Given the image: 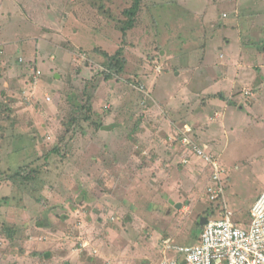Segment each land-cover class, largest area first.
<instances>
[{
  "label": "rangeland",
  "instance_id": "374dc122",
  "mask_svg": "<svg viewBox=\"0 0 264 264\" xmlns=\"http://www.w3.org/2000/svg\"><path fill=\"white\" fill-rule=\"evenodd\" d=\"M140 2L124 33L134 0H0V264H161L166 240L196 245L226 207L249 229L264 109L221 78L231 65L238 80L241 58L259 73L248 26L264 0ZM118 51L107 79L103 54ZM186 124L224 168L225 199L211 200L205 160L179 167Z\"/></svg>",
  "mask_w": 264,
  "mask_h": 264
},
{
  "label": "built area",
  "instance_id": "2783aa9c",
  "mask_svg": "<svg viewBox=\"0 0 264 264\" xmlns=\"http://www.w3.org/2000/svg\"><path fill=\"white\" fill-rule=\"evenodd\" d=\"M42 76L36 71V83ZM189 127L180 132L179 145L186 156L182 165H188L192 155L205 160L210 168L211 183L208 194L213 202L224 198L225 170L204 148L197 143ZM164 260L161 264H264V193L260 195L251 210L249 229L237 225L233 213L225 211L219 219H211L204 226L201 239L194 246L175 245L171 241L164 244ZM172 252L182 258H170Z\"/></svg>",
  "mask_w": 264,
  "mask_h": 264
},
{
  "label": "crops",
  "instance_id": "0c3cea01",
  "mask_svg": "<svg viewBox=\"0 0 264 264\" xmlns=\"http://www.w3.org/2000/svg\"><path fill=\"white\" fill-rule=\"evenodd\" d=\"M252 14H255V16H253V17H251V18H249L251 21H252V25H250V26H248V30H252V28H253V25H259V27H257V26H255V28H257L258 29V32L257 33H255V36H257V38L259 37V42H257V43H254V44H252V42H250L249 43V45H247V47L250 49V50H253L252 49V47L255 49V50H257L256 51V53H257V55L256 56H258V54H260V55H263L264 56V51H261V50H258L257 48L258 47H260V46H263V48H264V24H260V18L262 17V15H261V13L260 12H257V11H254V10H251V15ZM245 18V17H244ZM254 30H252V32H253ZM263 31V32H262ZM254 33H253V35H254ZM249 52H252V51H249ZM255 52V51H254ZM53 64V63H52ZM251 64L252 63H244V61H242V58L241 59H239V61L238 62H236L235 63V71L236 70H239V72H238V74H240V76H239V78L238 77H236L238 80H236L235 82H231V80H230V78H232V76H231V71H230V69H231V65H228L227 66V68H226V71H225V73H224V75H227V78L226 77H224V75H222V80L221 81H224V83H226V85H228L229 86V88L228 87H226V92H228V94L229 93H231V92H234V91H232L231 90V88H230V86L232 85V86H234V88L235 87H239V91H244V89H246V88H250L251 90H253V91H255L256 92V94L258 95L255 99H257L258 97V99H257V103H258V106L259 107H261V108H263L264 109V107H262V105H261V103L258 101V100H262V97H263V94H264V92H263V88L261 89V85L263 84L264 85V63H262V64H257V66H260L261 68H259V73H257L254 69H253V67L251 66ZM226 66V65H225ZM189 69H192V67L191 68H189ZM219 69H221V67H219ZM224 69V68H223ZM187 71H190V70H187ZM234 72V71H233ZM35 74V73H34ZM219 74H221L220 73V71H219ZM247 76H252L248 81H246V82H244V80L246 79V77ZM196 81V80H195ZM39 82V81H38ZM253 83H258L256 86H258V90H256V87H254L253 89L251 88V87H249V86H247L248 84H253ZM211 85H212V87H211V92L210 93H207V94H210V95H212V94H215L214 92H216V91H214V87L216 86V83L215 84H212V83H210ZM261 84V85H260ZM221 86H224V85H221ZM264 87V86H263ZM243 89V90H242ZM238 91V92H239ZM207 92V91H206ZM244 93V92H243ZM206 94V93H205ZM245 95H247L248 96V94H246L245 93ZM228 98V97H227ZM227 98H225V99H227ZM233 99H234V94H233V96H232V98L231 99H229L228 98V105H229V107L230 108H234L233 107V105H235L236 103L233 101ZM254 99V100H255ZM212 100L213 101H215L214 99H211L210 101L212 102ZM230 102V103H229ZM231 103H233V105L231 104ZM235 103V104H234ZM211 104V103H210ZM239 113V112H238ZM240 113H242V111L240 112ZM232 114H235V111L234 110H232ZM256 118H257V120L259 119V118H261V119H259L258 120V122L259 121H261L262 122V119L264 118V116H261V115H259V114H257V116H256ZM255 122V121H254ZM264 123V122H263ZM235 125V127L237 126H241V124L239 123L238 125H236V124H234ZM187 126V124L185 125V127ZM184 127V128H185ZM234 128V127H233ZM178 130H181V128H177ZM176 129V130H177ZM184 130V129H183ZM240 130H242V129H240ZM245 132V131H244ZM193 137H194V139H195V141L197 142V143H200L201 144V142L197 139V137H196V134H195V132H193ZM158 153H160V154H162V152L161 151H158ZM178 154L179 155H177V156H179L178 158H179V160H181V162H180V165H179V167H181V168H185V166H183L182 165V159L186 156V153L185 152H181V151H179L178 152ZM211 156H213V155H211ZM177 160V159H176ZM125 169V166H123L122 168H120L119 170L122 172L123 170ZM125 172V171H124ZM122 175H124V174H122ZM210 175H211V173H210ZM210 178H211V176H210ZM226 182H227V179H226ZM225 193H226V191H225ZM225 197L226 196H224V199H225ZM260 197V195H258L256 198H255V200H254V203H253V205L250 207V209L248 210L249 212H248V215L247 216H245V218H249V220H250V223H251V210H252V207L254 206V204L256 203V201L258 200V198ZM222 201H224V200H222ZM171 205L173 206V205H175V208H176V206H179V208H176L177 210H179V211H182L181 209H180V207H181V204H175V202L174 201H171ZM227 211H230V212H232L233 213V219H234V221L237 223V225H239V226H241V227H243V226H245L246 225V223H245V220H243L244 218H241V217H239V216H236L235 215V213H236V211H234V210H232L231 208H228V207H226L225 208ZM242 217H244V216H242ZM208 222V220L204 223V225H203V228H202V232H203V229H204V226L206 225V223ZM202 232H201V234H202ZM201 234H200V237L198 238V240H197V244L199 243V241H200V239H201ZM166 241H171L173 244H175L171 239H169V240H166ZM165 241V242H166ZM164 242V243H165ZM175 245H177V244H175ZM181 246H183V245H181ZM163 253H164V249H163ZM164 256H166L165 255V253H164ZM167 256L168 257H170V255H169V253H167ZM164 258V257H163Z\"/></svg>",
  "mask_w": 264,
  "mask_h": 264
},
{
  "label": "trees",
  "instance_id": "16d2710c",
  "mask_svg": "<svg viewBox=\"0 0 264 264\" xmlns=\"http://www.w3.org/2000/svg\"><path fill=\"white\" fill-rule=\"evenodd\" d=\"M140 7H141L140 0H134V4L132 5V7L124 11V14L126 15V18H127V21L125 22L122 28L124 33H126L128 30L134 27L137 14L141 10ZM122 55H123L122 51H118L114 56H111L107 52H104L103 56L107 62V69L104 72V75L107 79H111L114 73L121 74L123 72V69L125 66V60L124 58H120V56ZM107 72H110L112 74H109ZM91 100H92V97H88V108H89L88 111H91L90 106H89V104L91 103ZM58 150L57 149L55 150L56 153L58 152ZM207 220L208 221L210 220L209 217Z\"/></svg>",
  "mask_w": 264,
  "mask_h": 264
},
{
  "label": "water",
  "instance_id": "95a60500",
  "mask_svg": "<svg viewBox=\"0 0 264 264\" xmlns=\"http://www.w3.org/2000/svg\"><path fill=\"white\" fill-rule=\"evenodd\" d=\"M56 78H59V76L57 75Z\"/></svg>",
  "mask_w": 264,
  "mask_h": 264
}]
</instances>
